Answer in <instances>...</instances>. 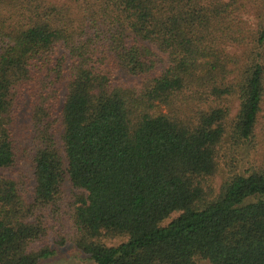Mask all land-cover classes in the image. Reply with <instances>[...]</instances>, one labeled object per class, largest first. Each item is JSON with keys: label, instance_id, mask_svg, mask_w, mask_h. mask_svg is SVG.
Segmentation results:
<instances>
[{"label": "trees", "instance_id": "trees-1", "mask_svg": "<svg viewBox=\"0 0 264 264\" xmlns=\"http://www.w3.org/2000/svg\"><path fill=\"white\" fill-rule=\"evenodd\" d=\"M260 118L264 0H0V264H264Z\"/></svg>", "mask_w": 264, "mask_h": 264}, {"label": "rangeland", "instance_id": "rangeland-1", "mask_svg": "<svg viewBox=\"0 0 264 264\" xmlns=\"http://www.w3.org/2000/svg\"><path fill=\"white\" fill-rule=\"evenodd\" d=\"M258 125L260 129L264 130V123H263L262 118L259 119ZM18 165H19L18 168L21 169L25 173L29 191H32L34 187V180H33V169L30 166V163L20 161ZM222 179H223V176L219 175V177L217 178L215 182L216 189L219 188L222 182ZM63 190H64L65 198H73L74 196L80 195L82 193L79 190L73 189L68 180H66V182L64 183ZM175 217H176L175 214L171 215L169 220H166L163 223V225H166ZM105 244L107 246H117L118 244H120V241H117V240L106 241ZM53 248L56 251L55 254L49 259L41 260L39 264H93L87 255L81 253L79 250H76L75 247L70 243H67L61 247L54 246ZM199 264H204V263L199 262Z\"/></svg>", "mask_w": 264, "mask_h": 264}]
</instances>
